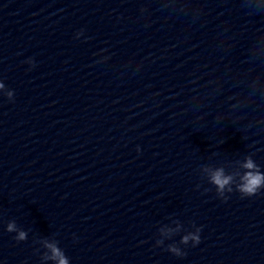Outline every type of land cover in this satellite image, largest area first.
<instances>
[{
  "label": "clouds",
  "instance_id": "obj_1",
  "mask_svg": "<svg viewBox=\"0 0 264 264\" xmlns=\"http://www.w3.org/2000/svg\"><path fill=\"white\" fill-rule=\"evenodd\" d=\"M79 36V33L77 34ZM31 67L35 66L33 58H29L26 61ZM5 85L0 82V90H4ZM6 96L9 101L13 100L14 92L9 90L6 92ZM137 151L140 152L139 146ZM240 167L244 170L239 175L238 181L232 174H226L223 168L209 169L204 168L203 170L208 173L209 182L215 186L217 195L224 201L229 199V195L233 191L238 192L241 198L255 197L264 190V171H261L260 166L255 162L252 155H248L241 162ZM234 185V187H233ZM7 230L9 232L16 231L15 223H9ZM201 228H197L195 232L184 235L181 239V243L187 245L191 241L192 246L196 247L201 243L200 232ZM18 241L27 239V233L20 231L15 237ZM157 245L163 243V241H157ZM45 247L49 250L50 255H47L45 259L53 260L56 264H69L68 257L54 242H46ZM166 251L172 253L176 257H183L186 255L179 247L175 245H169Z\"/></svg>",
  "mask_w": 264,
  "mask_h": 264
}]
</instances>
